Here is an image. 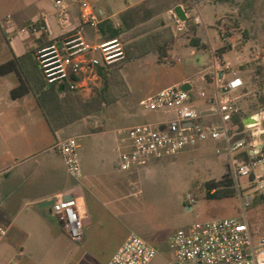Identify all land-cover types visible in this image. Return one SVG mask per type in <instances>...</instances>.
I'll use <instances>...</instances> for the list:
<instances>
[{
    "label": "crops",
    "instance_id": "obj_1",
    "mask_svg": "<svg viewBox=\"0 0 264 264\" xmlns=\"http://www.w3.org/2000/svg\"><path fill=\"white\" fill-rule=\"evenodd\" d=\"M51 1L55 14L48 15L41 11L37 19L30 21L25 19L26 13L22 9L16 14L13 13L12 17L9 15L3 25L12 56L2 62L0 67L13 60L17 61V65L15 70L1 73L6 97L0 103L4 102V107L11 111L12 116L5 118L6 108H0V264H39L41 244H54L61 240H69L70 243L81 247L85 244L83 251L77 249L72 253L71 264L75 263V259L76 264H80L85 258L91 260L87 264H108L131 233L139 235L158 251L150 264H176L173 251L167 248L170 247L169 239L180 229L186 230L188 227L180 224L181 220L172 215L162 224L157 222L162 218V212H172L182 207L189 210L192 208L172 193H169V197H162L159 186L163 179L172 178L168 168L177 166L183 159L199 162L207 168L210 178L206 183L219 181L228 170L227 155L224 152L217 154L218 148L223 150V144L205 142L198 147L187 148L175 156L150 159L130 170H122L120 154L126 148L119 131L130 127L104 129L98 126L95 120V110L98 106L74 116L72 113L75 108L69 101L59 107L55 103L48 105L46 113L39 104L38 96L45 90V85L46 88L51 86L44 80L36 53L57 38L77 31L82 23L81 14L85 7L94 12L102 11L104 21L100 25L108 22L110 28L118 30L119 34L113 37L110 29L103 32L100 25L97 30L85 27L84 36L90 44L128 37L129 42L134 43L128 46V55L134 47L139 46L144 48L142 52L146 53L145 57L149 56L150 61L157 63L170 62L173 53L179 50L187 51L191 57L197 56L199 51L208 52L213 58L210 71L205 74L204 70L200 69L193 77L199 76L197 81L209 87L211 95L203 105L202 112L206 115V121H216L217 106L212 101V74L217 47L212 45L209 38L206 44L199 29L196 35L200 43L194 45L187 33H177L170 27L171 22H177L179 19L175 14L178 6L182 7L187 16V7L182 0H150V3L145 5L147 0H134L132 4L131 0H62L66 16L56 9L55 1ZM208 2L219 6L213 0ZM38 21L45 22L47 33L39 36L20 33L23 27ZM203 24L202 18L201 25ZM149 25L152 28L142 31ZM156 31H160L158 33L161 37L157 40L151 35ZM148 36L150 37L147 38ZM163 45L168 48L167 57L160 61L158 47ZM128 55L122 64L128 60ZM115 65L97 69L107 70ZM21 84L25 85L26 93L13 98L12 90ZM86 84L85 78L84 87ZM171 86H180L182 89L183 86H189L186 91H189L190 95L194 88L191 77L174 80L163 89ZM56 89L60 93V100L64 99L63 95L80 91ZM202 93L205 91L200 92V97L206 98L207 94L202 97ZM248 94L250 92L244 93L241 89L233 96H238L239 99ZM191 97L197 108L194 97ZM241 110L242 115L239 117L243 122L254 114L244 116L242 107ZM51 114L58 117L51 118ZM164 119L166 116L162 115L161 120ZM68 137H75L79 142L83 172L79 181L69 176L62 156L54 148L58 141ZM80 142L86 144L87 151H83L84 143ZM212 153L217 160L211 158ZM221 166L225 167V172L215 177V171ZM207 192L212 194L214 190ZM55 196L77 201L84 226V239L81 243L68 236L53 214L51 206L39 207V204L51 201ZM187 201L190 202L188 196ZM52 217L58 222H54ZM2 231L5 233L2 234Z\"/></svg>",
    "mask_w": 264,
    "mask_h": 264
},
{
    "label": "built area",
    "instance_id": "obj_2",
    "mask_svg": "<svg viewBox=\"0 0 264 264\" xmlns=\"http://www.w3.org/2000/svg\"><path fill=\"white\" fill-rule=\"evenodd\" d=\"M55 7L66 16L62 0H54ZM196 11L194 23L202 24ZM82 23L75 32L63 35L36 53L46 84L64 91L76 92L83 88L85 76L99 67H110L126 59L121 38L90 44L84 36V28L98 29L104 21L103 12L84 8ZM177 23L182 21L177 19ZM181 29V25L179 26ZM48 32L43 21L32 23L20 30L23 35L39 36ZM213 100L216 104V121H206V115L194 105L189 91L180 86L167 87L141 101V105L153 112L168 116L155 123H143L119 131L124 138L125 150L120 154V167L130 170L150 159H165L205 142L223 144L217 154L227 155V165L235 188L238 189L243 216L211 219L193 224L186 230L174 233L169 245L176 264H264V239L255 242L245 210L252 204V197H243L242 186L255 188L264 196V110L250 115L251 123L242 130L234 127V118L242 115L237 98H231L244 87V81L233 71L229 63L214 55L212 74ZM205 97V93L201 94ZM173 113V115H171ZM54 148L63 158L67 173L79 181L82 165L77 138L68 137L57 142ZM245 153L247 156H245ZM246 179L242 184L241 180ZM190 203L194 199L188 196ZM52 212L62 224L68 236L77 243L84 239V226L73 198L55 196ZM5 232L2 231V234ZM158 251L142 237L131 233L108 264H150Z\"/></svg>",
    "mask_w": 264,
    "mask_h": 264
},
{
    "label": "rangeland",
    "instance_id": "obj_3",
    "mask_svg": "<svg viewBox=\"0 0 264 264\" xmlns=\"http://www.w3.org/2000/svg\"><path fill=\"white\" fill-rule=\"evenodd\" d=\"M182 1L187 7L188 20L181 24L171 22L170 27L177 33H187V37L191 38L190 42L194 45L200 43L196 35L197 29H199L204 37V42L208 44L209 38L212 45L217 47L216 53L225 46L227 51L223 54L219 53L218 56H221L224 62L230 63L233 71L243 79L242 90L244 93L245 91L250 92L247 96L236 99L243 109V115L255 113L260 109L264 110V0H213L219 6L209 3V0ZM133 2L134 0L130 1L131 4ZM193 2L203 18V25L198 26L194 23V16L197 13ZM148 3L150 0L145 1L144 5ZM22 9L26 13L25 19H30V21L37 19L41 11L48 15L55 14L54 4L51 0H24V2L22 0H0V64L6 61L10 55L12 56L3 25L9 15L12 17L13 13L16 14ZM180 25L182 30H179ZM150 28L152 26L149 25L142 31ZM158 32L160 31L151 34L153 39L161 38ZM168 34L166 35L168 36ZM168 37L172 38L171 35ZM126 38H123L122 41L125 51L128 53V46L130 47L134 43H130L128 37ZM143 50L144 48L139 46L134 47L129 55L126 53L128 60L124 64L122 63L125 60L107 70L97 69L95 72L87 73L85 76L86 86L76 93L63 95L64 99H61V102L57 104L60 106V104H66L67 101L72 102L75 108L72 113L74 116L93 110L98 106L95 110V120L98 122V126H102L104 129L155 123L162 119L163 114L145 109L140 105V101L158 93L174 80L191 77L194 84L191 95L194 97L197 109L202 112L203 105L206 104L211 93L208 86L197 81L199 76L193 77V75L200 69L208 74L209 67L213 64L212 56L206 51H199L197 56L191 57L187 51L179 50L173 53L170 62L157 63L150 61L149 56L145 57L146 53L142 52ZM4 88L0 71V101L6 97ZM201 91H205L206 98L200 97ZM230 97L234 99L238 96ZM0 104L2 105L0 108H6L4 110L5 118L12 116L11 111L4 107V102L2 101ZM83 143L80 142V144ZM83 145V151H87L88 147L85 146V143ZM211 158L217 160L213 153ZM225 170V167L221 166L217 172L215 171V177L221 175ZM168 172L172 174V178L163 179L162 183L159 182L161 185L157 189L161 192L160 195L169 197L172 193L180 201L190 204L192 209L182 207L183 209L176 208L172 212H162L164 216L160 214L162 218L158 222L156 221L157 224L164 223L171 215L181 220L180 224H184L188 228L195 223L211 219L241 218L243 216L237 188H235L234 196L219 199L208 198V193H211L207 192L206 181L210 178V174L203 164L183 159L177 166L168 168ZM241 183H246V179H242ZM241 190L243 197H252V204L245 210V214L254 240L258 242L260 239H264V196L246 184L242 186ZM187 196L193 198L194 203L188 202ZM52 219L54 222H58L56 218L52 217ZM31 245L29 244V246ZM167 248L170 249L169 246ZM77 249L83 251L85 244L81 247L73 242L70 243L69 240H61L54 244L43 243L39 249V264H71V255ZM168 253L170 254L171 251ZM76 261L77 259L74 264ZM90 261L85 258L80 264H87Z\"/></svg>",
    "mask_w": 264,
    "mask_h": 264
},
{
    "label": "trees",
    "instance_id": "obj_4",
    "mask_svg": "<svg viewBox=\"0 0 264 264\" xmlns=\"http://www.w3.org/2000/svg\"><path fill=\"white\" fill-rule=\"evenodd\" d=\"M111 32V36L116 37L119 34L118 30H112L108 24V22H105L103 24L100 25V30L105 32L106 30H109ZM226 47H222L218 50L217 55L222 54L224 52H226ZM158 53H159V60L162 61L165 57H167V46H159L158 47ZM37 60V58H36ZM38 63V61H37ZM16 65H17V61L13 60L10 61L9 63L3 65L0 67V71L1 73H7L10 71H13L16 69ZM39 65V63H38ZM26 87L24 84H21L18 88L12 90V97L13 98H18L20 96H22L23 94H25L26 92ZM58 94H60L58 92V90L54 87L51 86L50 88H46L45 85V90L43 91V93L38 96V101L40 106L43 108V110H45L46 112V108L48 105H53L55 103V105L57 107H59V105L57 103L60 102V99L58 98ZM47 113V112H46ZM48 116V114H47ZM50 117V116H49ZM54 117H58L56 114H51V118ZM234 127L237 130H242L243 128V123H242V119L237 116L234 118ZM247 156V155H246ZM206 188L208 191H213L214 192L212 194L208 193V198L210 199H219V198H227V197H231L234 196L236 194V190H235V184L234 181L232 179L231 173L229 171V169L227 170V172L223 175V177L219 180V181H209L206 183Z\"/></svg>",
    "mask_w": 264,
    "mask_h": 264
},
{
    "label": "water",
    "instance_id": "obj_5",
    "mask_svg": "<svg viewBox=\"0 0 264 264\" xmlns=\"http://www.w3.org/2000/svg\"><path fill=\"white\" fill-rule=\"evenodd\" d=\"M175 14L176 16L182 21V22H185L187 20V16L184 12V10L182 9L181 6H178L176 9H175ZM189 89V86H183V90H188ZM59 90L60 91H64V87L63 86H60L59 87ZM253 120L251 117H248L244 120V124H247V123H251ZM53 204V201H48V202H44V203H41L39 204V207L40 208H45V207H49Z\"/></svg>",
    "mask_w": 264,
    "mask_h": 264
}]
</instances>
